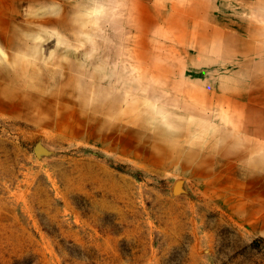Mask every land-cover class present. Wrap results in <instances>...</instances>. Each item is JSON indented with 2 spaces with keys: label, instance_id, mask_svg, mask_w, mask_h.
<instances>
[{
  "label": "rangeland",
  "instance_id": "rangeland-1",
  "mask_svg": "<svg viewBox=\"0 0 264 264\" xmlns=\"http://www.w3.org/2000/svg\"><path fill=\"white\" fill-rule=\"evenodd\" d=\"M38 1L0 0V264H264V146L183 110L201 60L160 38L131 66L153 24L133 0Z\"/></svg>",
  "mask_w": 264,
  "mask_h": 264
},
{
  "label": "crops",
  "instance_id": "crops-1",
  "mask_svg": "<svg viewBox=\"0 0 264 264\" xmlns=\"http://www.w3.org/2000/svg\"><path fill=\"white\" fill-rule=\"evenodd\" d=\"M55 2L61 4L62 0ZM133 2L149 9L153 24L135 29L133 55L129 57L131 64H128L135 69L151 66L156 57V42L160 38L176 46L179 44L183 62L186 61V53H191L201 60L199 69L207 68L203 80H183V110L188 106L198 115L204 113L219 117L215 121L217 129L214 128L213 132L223 130L235 141L244 134L245 141H256L258 146H264V0H181L180 8H175L172 0L166 15L169 17L164 19L180 15V34L163 22V15L156 8L157 0ZM65 16L59 11L54 21ZM40 17L39 13L37 18ZM101 17L104 19L103 13ZM119 35H124V31ZM122 48H118L119 54L111 66L106 51L99 52L86 45L81 64L98 73L100 69L102 74H108L109 67L125 68L127 58ZM85 77L88 82H98L90 71ZM105 78L100 83L110 81L107 75ZM190 83L195 93L185 90L190 88Z\"/></svg>",
  "mask_w": 264,
  "mask_h": 264
}]
</instances>
